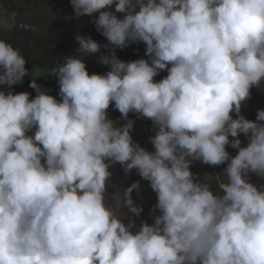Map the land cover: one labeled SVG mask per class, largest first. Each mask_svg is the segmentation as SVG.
Instances as JSON below:
<instances>
[{"label":"clouds","instance_id":"1","mask_svg":"<svg viewBox=\"0 0 264 264\" xmlns=\"http://www.w3.org/2000/svg\"><path fill=\"white\" fill-rule=\"evenodd\" d=\"M14 2L0 0L14 28L0 39V264H264V108L241 112L264 82V0H70L95 28L59 57ZM141 42L147 59L116 55ZM95 59L108 70L89 73ZM45 69L59 99L36 83ZM25 80L34 96L14 90ZM130 118L152 121L153 151ZM194 161L226 165L218 190ZM120 165L155 193L152 223L123 211L140 216L139 181L106 203Z\"/></svg>","mask_w":264,"mask_h":264},{"label":"rangeland","instance_id":"2","mask_svg":"<svg viewBox=\"0 0 264 264\" xmlns=\"http://www.w3.org/2000/svg\"><path fill=\"white\" fill-rule=\"evenodd\" d=\"M22 4L20 5L18 2H14L13 5L17 7L14 11L17 14V24L23 22L27 24H31L34 26L41 25L43 29V37L50 43V45L55 48V55L56 57L61 56L66 52H70L73 49L75 50L79 47V44L75 37L80 34H73L75 31L80 33L79 28L83 26V24H87L90 28L94 27L92 23V18L89 16H81L79 18L74 17L73 8L70 5V0H19ZM10 4V3H9ZM114 10V8L112 9ZM8 13H11L9 9L7 10H0V17H6ZM94 16L97 14H93ZM117 16L120 17L122 14L117 13ZM14 29V28H13ZM12 29V30H13ZM20 29V28H19ZM12 30H4L0 28V39L11 32ZM89 30H86L82 33V35L86 34ZM36 40L30 38L28 49L30 51L36 52L34 46H44L45 42H40L42 40ZM65 41V47H61V43ZM17 46L18 44H12ZM36 53H31L30 57H36ZM44 73V74H41ZM48 73V69L42 70L40 72L35 73L39 76V84L43 89V83H51L54 85L56 78H51L50 74ZM163 76L162 74H158L154 79L159 80ZM54 80V81H52ZM29 84V83H28ZM2 86H0L1 88ZM35 93V92H34ZM58 92L54 93L55 97H58ZM264 108V82H262L261 87H253L251 89L250 98L244 103L242 106L241 112L247 119L255 120L257 109ZM111 118L119 119L121 115H113ZM134 121L133 129L131 130V135L133 140L139 143L142 147L146 150L153 151V147L150 143L149 137L155 134V128L152 125V121L148 119H143L139 121L137 118H130ZM124 121V120H123ZM125 122V121H124ZM240 139L242 142V146L246 145L247 139L240 134ZM227 147V150L230 154L234 155L236 150L232 149L231 147ZM226 165H220L217 167H212L209 165H205L200 163L199 161H194L191 165V171L194 174H198L201 177L207 173L206 178L209 183L212 184L214 190H218L217 184V173L221 172L222 169ZM220 179H224L225 177L220 174ZM251 180L254 183H259L260 181L257 180L255 175L251 176ZM110 185L108 186V192L106 193V203L113 207H117V202L119 198V192H123V190L131 185L134 181L140 182V190L137 193L136 190L132 192V198L136 205L142 208V212L139 217L134 216L131 212L125 208L123 209L124 212L127 213L128 216H131L135 224L139 226L140 222L146 221L148 223H152L153 220V207L156 203V195L152 191L149 186V183L140 178L138 173L135 169L131 170L130 173L125 174L123 168L120 165V171L110 177ZM119 191V192H118ZM155 214H159L158 210ZM127 223V220L124 221Z\"/></svg>","mask_w":264,"mask_h":264},{"label":"trees","instance_id":"3","mask_svg":"<svg viewBox=\"0 0 264 264\" xmlns=\"http://www.w3.org/2000/svg\"><path fill=\"white\" fill-rule=\"evenodd\" d=\"M105 44V42H102V45ZM116 55L118 56V58L125 60V61H129V60H135V59H139V58H145L147 59V57H145V45L141 42V43H135V44H129V46L123 48V49H119L117 48L115 50ZM44 53L43 52H39L37 53V58L42 59L44 57ZM86 63V68L88 70L89 73H104L108 70V66L103 65L101 63L98 62L97 59L88 62L85 61ZM41 69H44V66L41 67ZM31 72H34L33 70ZM164 71H161L160 74H162ZM33 73H30L28 75L25 76L26 80L31 79L28 76L31 75ZM34 75V74H33ZM23 81L22 83L16 84L15 89L17 92H21L19 89H17V86L22 88V89H27L29 90L28 92L32 95V92H35L34 89L30 88L28 85L29 82L27 81ZM38 85H40V82H36ZM57 83V82H56ZM58 89V85H52L51 83H43V90L47 91L49 94L51 93V95L54 96V89ZM57 99H59V97H57Z\"/></svg>","mask_w":264,"mask_h":264}]
</instances>
